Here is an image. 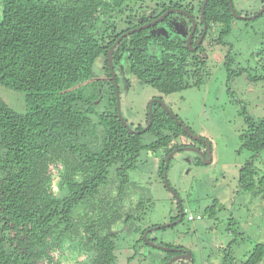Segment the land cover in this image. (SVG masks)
<instances>
[{"label":"trees","instance_id":"1","mask_svg":"<svg viewBox=\"0 0 264 264\" xmlns=\"http://www.w3.org/2000/svg\"><path fill=\"white\" fill-rule=\"evenodd\" d=\"M0 4V85L23 93L26 108L17 114L0 99V264H58L53 254L74 247L91 253L83 264H113L117 236L109 228L121 219L138 221L147 210L144 200L127 205L128 173L136 169L141 153L163 152L162 177L166 156L197 141L188 139L156 103L145 132L147 107L142 126L132 128L122 117L139 133L121 124L108 49L122 37L112 52L116 83V71L124 63L126 73L161 95L190 84L197 87L205 61L198 54L207 44L225 45L222 40L231 31L235 18L229 2L207 0L201 17V2L195 13L194 7L184 8L196 25L202 27V21L206 25L194 51L179 34L191 29V21L182 17L187 28H181L185 23L174 20L180 16L175 12L122 36L173 8L163 0H0ZM215 26L216 37L205 45ZM197 40L191 38L190 48ZM99 60L102 79L94 72ZM231 62L227 54L228 76ZM89 80L106 88L107 110L99 115L91 108L94 93L85 96L82 90ZM245 122L241 147L254 157L264 150V115L256 121L246 117ZM183 138L189 144H182ZM254 174L248 160L239 171L241 186L249 188ZM167 255L164 264L173 254ZM263 256L264 245L257 244L242 264H259Z\"/></svg>","mask_w":264,"mask_h":264},{"label":"rangeland","instance_id":"2","mask_svg":"<svg viewBox=\"0 0 264 264\" xmlns=\"http://www.w3.org/2000/svg\"><path fill=\"white\" fill-rule=\"evenodd\" d=\"M163 1L197 5L196 0L192 3L190 0ZM231 3L236 15L245 16L257 13L264 0H231ZM173 18L184 22L179 16ZM184 23L181 28L186 30ZM217 30L215 26L208 31L205 45L216 37ZM222 41L225 45L207 44L204 52L198 54L199 59L205 58L200 84L197 87L190 84L169 95H161L137 81L124 71V63L116 71L119 112L129 126H142L151 100H161L199 138L202 144H194L200 153L206 148L205 155H208V145L210 162L203 163L206 160L191 150L182 149L173 154L166 170L167 183L193 220L188 221L184 216L174 225L148 232L146 238L155 242V246H150L143 239L144 232L168 225L176 209L161 177L163 152L141 153L136 169L128 173L127 205L144 200L147 210L143 215L140 213L138 221L126 223L121 219L109 228L117 236L113 264H164L168 253L161 246L165 245L183 249L191 256L181 264H242L257 244L264 245V180L261 178L264 150L253 157L241 147L239 139L246 117L256 121L264 115V13L254 19H235ZM227 54L232 58L229 76L224 65ZM102 68V61H97L94 72L100 79L104 78ZM86 84L82 88L84 95L94 93L91 108L99 115L107 110L106 88L94 86L95 81L89 80ZM0 99L15 113H25L23 93L0 85ZM180 141L190 142L185 138ZM248 160H252L255 174L251 186L244 188L238 175ZM51 171L55 173L54 169ZM53 256L58 264H83L88 262L91 253L74 247L55 252ZM259 264H264V256Z\"/></svg>","mask_w":264,"mask_h":264},{"label":"water","instance_id":"3","mask_svg":"<svg viewBox=\"0 0 264 264\" xmlns=\"http://www.w3.org/2000/svg\"><path fill=\"white\" fill-rule=\"evenodd\" d=\"M206 1L207 0H204L203 1V3H202V5H201V7H200V14H202V11H203V7H204V4L206 3ZM228 2H229V8H230V11H231V14L233 15V17L235 18V19H241V20H246V19H254L255 17H258L260 14H262L263 12H264V6L257 12V13H255V14H253V15H250V16H238V15H236V13H235V11L233 10V7H232V3H231V0H228ZM169 12L170 11H167L166 13H164L161 17H159L158 19H156V20H154V21H152V22H150V23H148V24H146V25H144V26H142V27H140V28H136V29H133V30H131V31H128V32H126V33H124L122 36H126V35H128V34H130V33H133V32H135V31H138V30H140V29H144V28H146V27H149V26H153L154 24H156V23H158L159 21H161L164 17H166L168 14H169ZM202 20H203V18H202ZM203 24H204V22H203ZM193 25V27H192V30L190 31V33L188 34V36H187V38H186V46H187V48L188 49H190V50H192V51H194L195 49L194 48H190V42H191V36H192V33H193V30H194V24H192ZM203 29H205V24H204V26H203ZM121 38L122 37H119L116 41H115V43L108 49V52H107V64H108V69H109V72H110V75H111V79H112V81H113V83H114V87H115V94H116V105H117V118L120 120V122H121V124L123 125V126H125L128 130H129V132H131V133H139V132H137V131H132L128 126H127V124L124 122V120L122 119V117H121V114H120V112H119V106H118V97H117V83H116V80H115V73H114V70H113V65H112V52H113V49L115 48V46L118 44V42L121 40ZM200 41V38L198 39V42ZM153 103H156V104H158V105H160V107L168 114V116L169 117H171L172 119H174V121L175 122H177L178 123V125L182 128V130L184 131V133L190 138V139H192L193 141H198V137H195V136H193L189 131H188V129L183 125V123H181L175 116H173L171 113H170V111L168 110V108H167V106L166 105H164V103L161 101V100H158V99H153V100H151V102L149 103V105H148V107H147V116H148V123H147V125L142 129V132H145L148 128H149V126H150V124H151V122H152V105H153ZM183 150H191V151H194L195 153H198L201 157H202V159L203 160H206V162H203V163H209L210 162V152H209V147H208V145H207V154L208 155H204L203 153H200V152H198V151H196L195 149H189V148H183ZM175 152H177V150L175 149V150H173L172 152H170L167 156H166V158H165V160H164V167H163V169H164V171H163V174H162V181H163V185H164V187H165V189L169 192V194L171 195V197L173 198V199H175L176 200V202H178L179 200H178V197H177V195L175 194V192L168 186V183H167V179H166V169H167V166H168V163H169V160H170V158L173 156V154L175 153ZM206 158V159H205ZM179 203V202H178ZM180 213H181V210H180ZM182 215V214H181ZM181 215H180V217L178 218V221H176V223L177 222H179L180 220H181ZM166 226H170V225H164V226H160V227H154V228H151V229H148V230H146L145 232H144V234H143V239H144V241L148 244V245H150V246H155L152 242H150V241H148L147 240V238H146V234L148 233V232H150V231H154V230H156V229H159V228H163V227H166ZM161 249H163V250H165V251H171L172 249H170V248H166V247H162L161 246ZM190 259V255L187 253V252H185L183 255H182V257H172L169 261H168V263L167 264H172V263H174L175 261H177L178 259ZM188 259V260H189Z\"/></svg>","mask_w":264,"mask_h":264},{"label":"flooded vegetation","instance_id":"4","mask_svg":"<svg viewBox=\"0 0 264 264\" xmlns=\"http://www.w3.org/2000/svg\"><path fill=\"white\" fill-rule=\"evenodd\" d=\"M197 1V5L194 7L193 5H191V4H187V3H181V2H176V3H168V4H172V5H174L173 6V8L172 9H169L168 11H170L169 13H171V12H175L176 14H179L180 16H179V18H181V19H183L184 17L186 18V20H190L191 21V25L192 24H194V30H193V33H192V36H191V38L193 37V36H196L198 39L200 38V41L198 42V40H197V42H196V45H195V47H193L194 49L196 48V46L201 42V40H202V38L205 36V34H206V25H205V29H203V26H204V24H202V27L201 26H198V25H196L195 24V22H194V20H193V18L191 17V15H189L185 10H184V8L186 9H190L191 7H194L195 8V10H194V13H195V11H196V8H197V6H198V3L199 2H201V3H203V1L204 0H196ZM189 3H192V0H190V1H188ZM264 6V4L262 5V7ZM201 7V6H200ZM176 16H178V15H176ZM239 16H241V15H239ZM243 16V15H242ZM183 17V18H182ZM196 17V16H195ZM200 17H201V14H200ZM184 20V19H183ZM188 20V21H189ZM178 21V20H177ZM180 23H182V21H180ZM202 23H203V21H202ZM178 27V26H177ZM192 27H193V25L191 26V29L187 32H181V31H179V34H184V39H186L187 38V36H188V34L190 33V31L192 30ZM201 30V31H200ZM200 142V143H199ZM197 144H202L201 143V141H197ZM183 148H189V149H195L196 151H198V152H201V150L198 148L197 149V147H195V144L193 143L191 146H185V147H182V149ZM188 151H190V150H188ZM194 152V151H193ZM195 153V152H194ZM195 154H198V153H195ZM203 154L205 155L206 154V148H204V151H203ZM206 156V155H205ZM164 167V166H163ZM167 170V169H166ZM163 171H164V169H163ZM163 174V173H162ZM173 199V198H172ZM174 200V202L176 203V205H175V212L173 213L174 214V217H173V219H170L169 220V224L168 225H174V222L176 221V220H178V218L180 217V215H181V220L180 221H182V219L184 218V215H183V208L185 207V206H183V204H182V201L180 200V199H178L179 201V203L178 202H176V200L175 199H173ZM180 210H181V213H180ZM148 230V229H147ZM168 248H170V249H172L171 251H168L167 253H172L173 255L172 256H170V259L172 258V257H182V255L185 253V250H183V249H179V248H171V247H168ZM169 259V260H170ZM177 261H183V259H178Z\"/></svg>","mask_w":264,"mask_h":264},{"label":"built area","instance_id":"5","mask_svg":"<svg viewBox=\"0 0 264 264\" xmlns=\"http://www.w3.org/2000/svg\"><path fill=\"white\" fill-rule=\"evenodd\" d=\"M183 215L186 216V219L189 220H193V216L190 212H188V209L186 207L183 208Z\"/></svg>","mask_w":264,"mask_h":264},{"label":"crops","instance_id":"6","mask_svg":"<svg viewBox=\"0 0 264 264\" xmlns=\"http://www.w3.org/2000/svg\"><path fill=\"white\" fill-rule=\"evenodd\" d=\"M151 232V231H150Z\"/></svg>","mask_w":264,"mask_h":264}]
</instances>
